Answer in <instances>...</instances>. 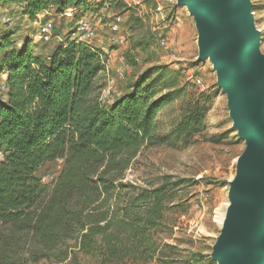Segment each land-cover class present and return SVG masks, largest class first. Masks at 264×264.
<instances>
[{"label":"trees","instance_id":"16d2710c","mask_svg":"<svg viewBox=\"0 0 264 264\" xmlns=\"http://www.w3.org/2000/svg\"><path fill=\"white\" fill-rule=\"evenodd\" d=\"M36 17L64 14L91 0H0ZM0 38V264H63L78 255L101 264H168L159 241L181 182L154 188L128 181L143 150L170 138L192 141L207 129L210 96L196 87L168 136L159 115L174 79L148 70L128 94L106 99L109 55L77 41L48 59ZM13 44V45H12ZM64 161L52 184L38 173Z\"/></svg>","mask_w":264,"mask_h":264},{"label":"rangeland","instance_id":"374dc122","mask_svg":"<svg viewBox=\"0 0 264 264\" xmlns=\"http://www.w3.org/2000/svg\"><path fill=\"white\" fill-rule=\"evenodd\" d=\"M250 4L256 30L261 34L259 54L264 58V0H250ZM118 17L121 24L113 31ZM48 20L55 25L54 39L48 44H36L39 25ZM80 20L90 22L96 32L91 46L109 55L107 100L131 92V87L151 69L164 71L167 79L176 80L171 101L159 115L163 136L170 135L181 121L185 102L196 92L195 85L211 95L203 134L191 142L170 138L143 150L127 178L146 188L165 181L181 182L166 212V227L159 235V241L166 245L164 256L168 264H219L214 257L223 231L219 216L228 213L232 187L240 177V160L248 143L235 127L228 95L217 85L214 65L209 58L200 59L196 20L188 7L179 6L177 0H91L89 5L78 8L73 18L54 9L32 17L25 5H2L0 1V38L13 34L12 43L18 49L29 41L34 53L43 59H48L56 47L80 40L74 36ZM163 40L167 41L166 46L162 45ZM6 81L7 76L0 71L3 97ZM63 167L62 160L47 164L38 178L50 185ZM63 264L101 262L78 255Z\"/></svg>","mask_w":264,"mask_h":264},{"label":"water","instance_id":"95a60500","mask_svg":"<svg viewBox=\"0 0 264 264\" xmlns=\"http://www.w3.org/2000/svg\"><path fill=\"white\" fill-rule=\"evenodd\" d=\"M199 29L200 59H210L218 87L248 150L234 188L235 206L214 249L219 264H264V58L250 0H177Z\"/></svg>","mask_w":264,"mask_h":264},{"label":"built area","instance_id":"2783aa9c","mask_svg":"<svg viewBox=\"0 0 264 264\" xmlns=\"http://www.w3.org/2000/svg\"><path fill=\"white\" fill-rule=\"evenodd\" d=\"M77 11L68 9L66 12L62 15H66L67 17L73 18L74 14ZM121 24V18L118 17L112 26L113 31L118 30V26ZM55 35V25L53 21L48 20L46 22H43L39 25L38 31L35 35L34 42L36 44H48L51 43L54 39ZM74 36H78L80 40L74 39V41H77L78 43H85L88 45H92V42L96 38V32L93 29L90 22L85 20H80L77 22V31L75 32ZM167 41L163 40L162 45L166 46ZM93 47V46H92ZM200 84V81H198Z\"/></svg>","mask_w":264,"mask_h":264},{"label":"bare ground","instance_id":"6f19581e","mask_svg":"<svg viewBox=\"0 0 264 264\" xmlns=\"http://www.w3.org/2000/svg\"><path fill=\"white\" fill-rule=\"evenodd\" d=\"M250 16L252 17V19H254V17H255V15L252 14V11L250 12ZM253 26L255 27V22L253 23ZM255 31H256L257 34H260V32H258L256 30V27H255ZM259 57H260V54H259ZM240 161H242V160H240ZM237 181L238 180L235 181V183L233 184V187H232L231 196H230V203H231V205L229 206L228 213L225 214V215H220L219 216V221L222 223L221 225L223 226V229H225L227 227L228 221L230 219V216H231L232 211L234 209V206L236 204L235 203V200H234V197H233V194H234L233 191H234L235 186L238 184Z\"/></svg>","mask_w":264,"mask_h":264}]
</instances>
